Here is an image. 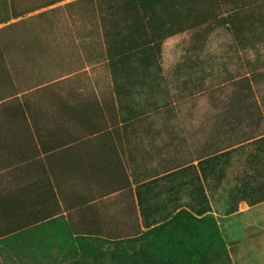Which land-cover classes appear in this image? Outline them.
<instances>
[{"label": "trees", "instance_id": "obj_1", "mask_svg": "<svg viewBox=\"0 0 264 264\" xmlns=\"http://www.w3.org/2000/svg\"><path fill=\"white\" fill-rule=\"evenodd\" d=\"M220 24L254 35L264 0H71L0 28V157H46L36 187L51 188L46 198L38 194L31 222L27 178H20L25 192L5 199L14 216L5 214L12 221L0 228V264H232L211 214L181 209L134 238L108 242L79 234L53 193L76 182L77 157H220L243 125L264 121L235 91L194 151L192 134L174 124L170 101L210 93L214 68L190 61L167 80L162 46ZM28 165L23 158L21 171Z\"/></svg>", "mask_w": 264, "mask_h": 264}, {"label": "crops", "instance_id": "obj_2", "mask_svg": "<svg viewBox=\"0 0 264 264\" xmlns=\"http://www.w3.org/2000/svg\"><path fill=\"white\" fill-rule=\"evenodd\" d=\"M201 130L204 133L198 134L204 136L205 141L194 142L192 151L208 140L206 131ZM248 142L258 144L255 153L245 160L250 169L247 175L260 176L264 173V133L250 141L223 149L220 157H196L188 166L177 169L174 158L77 157L79 164L76 182L65 181L59 190L53 187L56 209L79 234L108 242L134 238L181 209H187L197 218L211 214L216 220L232 264H264V194L253 195L264 191V184L257 189L242 184L227 195L222 191L231 157L234 152L246 148L244 145ZM157 143L161 145L163 142L159 139ZM144 147L148 149L146 141ZM23 158L29 164L24 172L20 167ZM45 159L0 157L1 229L12 221L5 214L14 216L10 210L6 211L9 206H5V199L18 197L25 192V187L20 184L21 177L28 180L31 196L29 212L31 215L33 211L36 216L38 194L46 198L47 192L51 191L49 187L45 190L36 187L37 177L42 173L47 175V166L42 163ZM166 166L173 168L167 169ZM89 170H92V176L88 178ZM175 174L176 192L172 181H165ZM209 182L213 183L212 190L206 185ZM183 188L189 189V205L176 207V200H180L176 193L183 191ZM49 202L45 200L46 204Z\"/></svg>", "mask_w": 264, "mask_h": 264}, {"label": "rangeland", "instance_id": "obj_3", "mask_svg": "<svg viewBox=\"0 0 264 264\" xmlns=\"http://www.w3.org/2000/svg\"><path fill=\"white\" fill-rule=\"evenodd\" d=\"M69 1L0 0V28L16 19L35 15ZM220 25L212 31H207L197 40L195 39L196 32L189 31L168 39L162 46L160 66L162 77L167 80L178 66L190 63V61L200 62L204 71H210V67L214 68L212 74L214 79L209 81L210 87L213 89L210 93H203L190 102L177 104V106L175 98L170 101L175 104V110H177L174 124L182 125L187 133L192 134L193 139L189 140L192 144L205 141L204 136L196 134V131L201 129L206 131V138L209 139L208 133L213 129L211 121L214 115L225 112L227 98L235 91H238L240 95L244 94L248 101L246 103H252L254 110H260L264 118V25L256 24L254 35L247 34V32L237 35L231 33L229 28ZM244 37L248 39L247 42ZM246 84L249 85L250 90L244 89ZM235 85H237V90H235ZM4 91L5 85L1 83L0 96ZM245 93H250V97L248 98V94L245 95ZM237 133L240 135L232 139L231 146L250 141L264 133V121L260 122L259 126L251 128L243 125ZM242 133L245 135L244 139ZM257 144V142H248L244 145L246 148L234 152L227 167V178L222 186L225 195L242 184L248 185L251 189H257L258 186L264 184V173L254 177L247 175L250 169L245 160L255 153ZM170 158L175 159V168L177 169L188 166L191 160L196 157H164L166 160H170ZM166 168L171 169L173 166H166ZM170 180L175 185L174 192H176V174L165 181L171 183ZM206 185L212 190V182L206 183ZM188 190V188H183V191L176 193V196H180V200H176V207L189 205ZM263 194L264 191H260L253 195Z\"/></svg>", "mask_w": 264, "mask_h": 264}]
</instances>
